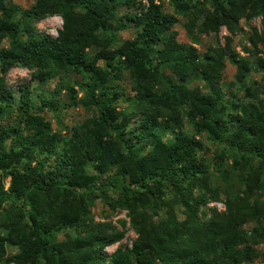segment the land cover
<instances>
[{
    "label": "trees",
    "instance_id": "obj_1",
    "mask_svg": "<svg viewBox=\"0 0 264 264\" xmlns=\"http://www.w3.org/2000/svg\"><path fill=\"white\" fill-rule=\"evenodd\" d=\"M55 17V38L36 28ZM256 19L244 57L220 45ZM15 68L31 81L12 89ZM98 201L130 247L107 253L125 232ZM261 247L264 0H0V264H264Z\"/></svg>",
    "mask_w": 264,
    "mask_h": 264
},
{
    "label": "rangeland",
    "instance_id": "obj_2",
    "mask_svg": "<svg viewBox=\"0 0 264 264\" xmlns=\"http://www.w3.org/2000/svg\"><path fill=\"white\" fill-rule=\"evenodd\" d=\"M12 6L24 11L29 9L34 0H10ZM62 21L60 18H49L46 19L39 24L36 25V28L53 38L57 36V32L61 29ZM243 33H238L236 36L231 37L224 29H222L218 35V40L220 45L224 46L226 42V38H231L232 40V47L235 49L237 53L241 56H245L242 52L243 48H250V44L248 43V37L250 36L251 30L256 29L258 32L261 30V22L260 19H256L250 22L242 21L240 25ZM175 31L178 33V40L182 43H190L188 40L185 31L181 28L180 25L176 26ZM133 37V31L129 30L121 34V39L127 40ZM210 47H214V38L212 35L210 36H202L201 37V44L197 46V49L201 53H205ZM235 74L234 68L227 63L226 69L224 71V82L228 83L233 80ZM31 81V73L27 70L15 68L11 70L7 76V83L9 87L12 89H17L20 85H27L28 82ZM58 81H53L48 84L47 89L52 90ZM44 116L46 117L47 121L51 124L54 131L58 130L56 125V120L52 116L51 113H45ZM87 116L84 110L78 109H68L67 115L62 116L64 122L66 124H73L78 120H82ZM206 146L211 150V146L205 139H203ZM209 156L211 153L208 154ZM207 209H215L218 213H222L224 211V207L220 203L210 204L208 205ZM92 214L96 222H110L112 223L118 231H124L125 236L124 239L108 248L106 251L107 253L111 254L115 252L117 249L122 247H130L133 241L135 240L136 236L134 232L129 228L128 220L126 218L125 213H112L106 207H104L100 201H98L92 210ZM120 223H125V226H122ZM261 251L264 252V248H260ZM9 251V250H8ZM10 252V251H9ZM8 252V253H9ZM16 251L11 250L9 253L10 256H15ZM255 264H261L259 261L255 262Z\"/></svg>",
    "mask_w": 264,
    "mask_h": 264
}]
</instances>
